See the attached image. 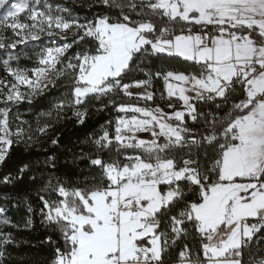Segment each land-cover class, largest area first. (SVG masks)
I'll list each match as a JSON object with an SVG mask.
<instances>
[{"label":"snow or ice","instance_id":"snow-or-ice-1","mask_svg":"<svg viewBox=\"0 0 264 264\" xmlns=\"http://www.w3.org/2000/svg\"><path fill=\"white\" fill-rule=\"evenodd\" d=\"M98 3L104 12L80 20L40 0H0V9L7 6L0 20V164L32 139L13 108L60 78L69 83L53 105L58 118L71 108L84 123L92 98L117 113L80 154L98 175L83 187L50 177L47 197H39L41 221L51 229L50 264H246V254L264 264V251H247L264 246V0ZM45 36L63 43L51 39L32 67L21 66L13 50ZM141 58L183 68L152 72ZM138 70L146 78L129 79ZM157 78L167 111L125 102H154L152 92L130 89ZM51 126L37 131L46 135ZM47 162L55 166L54 157ZM7 212L0 206L5 225ZM32 224L29 216L24 226ZM14 243L0 228V264Z\"/></svg>","mask_w":264,"mask_h":264},{"label":"trees","instance_id":"trees-1","mask_svg":"<svg viewBox=\"0 0 264 264\" xmlns=\"http://www.w3.org/2000/svg\"><path fill=\"white\" fill-rule=\"evenodd\" d=\"M56 11L61 8L71 10V15L83 20L85 17L91 18L106 9L98 3V0H88L84 5H75L64 0H48ZM113 11H116L115 9ZM43 42H28L18 45L15 53L19 54L21 66L32 67L36 59L34 53L41 47ZM73 49L72 51H78ZM72 52L69 53L71 55ZM4 53L0 51V58ZM141 64L145 70L155 72L159 68L175 67L182 70L183 65L178 63L164 64L153 59L141 58ZM155 65V67H153ZM15 66V65H14ZM191 70V69H189ZM3 69L0 68V74ZM145 79L146 77L139 70L129 79ZM69 79L60 78L55 86H50L49 90L42 95L36 96L31 103L24 102L19 108H13V113L19 112L20 119L27 121V126L32 129V139L28 143H20L13 146L9 156L3 164H0V181L6 176L13 177V183L6 184L0 182V206L8 209L7 220L9 225L4 224V216L0 214V228L13 234L15 243L9 245L4 264H50L52 248L46 243L47 237L51 234V229L42 223L39 209L42 206L40 195L47 197L45 191L49 178H59L66 184H79L84 186V181L91 182L92 177L98 172L89 167V160L80 157L81 152H88L87 141L102 134V125L107 121H115L117 113L111 107L103 108V101L95 98L88 99L84 106L88 109V114L84 123H79L73 115V109L66 108L60 117L53 108L58 99L64 97L68 88ZM152 91L158 97L164 93L163 102L166 103L165 86L162 79H155L152 82ZM121 99L122 97H115ZM108 98H105L107 100ZM127 103H136L144 106L146 102L135 101L123 97ZM162 99V98H161ZM148 105V104H147ZM83 111V108L80 109ZM50 123L52 126L47 134L37 131L38 126ZM190 127L202 128L203 125H192ZM110 133L113 128H109ZM59 138L58 144L53 145L52 140ZM27 139V137H25ZM131 152V149L124 150ZM195 153V149L193 150ZM117 156L115 150L111 153ZM183 156L184 153H179ZM55 158V166L49 164L48 158ZM27 166L22 178L19 176L20 169ZM35 178V179H33ZM32 209L29 212V209ZM31 216L33 224L25 227V221ZM16 224L18 227H11ZM58 237L53 235V239ZM188 240H192L189 236ZM253 255L264 251V246L257 249L255 245L250 250ZM246 264H251L252 256L245 255Z\"/></svg>","mask_w":264,"mask_h":264},{"label":"rangeland","instance_id":"rangeland-1","mask_svg":"<svg viewBox=\"0 0 264 264\" xmlns=\"http://www.w3.org/2000/svg\"><path fill=\"white\" fill-rule=\"evenodd\" d=\"M64 1H68L72 4H75V5H84L88 0H64ZM14 2H18V0H10V3H14ZM40 3H41V6L42 7H47V8H51L53 9L54 7L52 6V4L50 3V1L48 0H40ZM6 9H7V6H6ZM6 9H0V20L3 19V16L5 15V11ZM51 39H55L56 43L57 44H60V43H63L62 40H60L58 37H55V38H49L47 36L43 37L42 40L40 42H43L41 44V46H45V45H48L50 43V40ZM32 42V41H31ZM130 91L133 92V94H138L142 91H147V92H152L154 94V92L152 91V85H145L143 86L142 88H136V87H133L132 89H130ZM166 94V92H165ZM154 97H155V100L154 102L153 101H147L146 103L148 104V106L150 107H156L157 105H159L160 107L164 108L166 111H167V105L165 102H163V99H161V97H158L157 95L154 94ZM174 99V98H173ZM135 101H141V102H145L144 100L142 99H134ZM0 106H3V105H0ZM123 115V114H121ZM128 115H131V114H128ZM140 136V138H147L146 134L145 133H141V134H138Z\"/></svg>","mask_w":264,"mask_h":264},{"label":"built area","instance_id":"built-area-1","mask_svg":"<svg viewBox=\"0 0 264 264\" xmlns=\"http://www.w3.org/2000/svg\"><path fill=\"white\" fill-rule=\"evenodd\" d=\"M146 134V136H148V134L147 133H145Z\"/></svg>","mask_w":264,"mask_h":264}]
</instances>
